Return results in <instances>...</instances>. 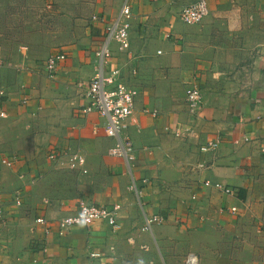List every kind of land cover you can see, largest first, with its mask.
Here are the masks:
<instances>
[{
  "label": "crops",
  "instance_id": "crops-1",
  "mask_svg": "<svg viewBox=\"0 0 264 264\" xmlns=\"http://www.w3.org/2000/svg\"><path fill=\"white\" fill-rule=\"evenodd\" d=\"M125 1L100 14L118 15ZM128 1L130 50L111 47L112 64L138 92L121 136L133 146L130 163L109 154L117 140L96 112L74 115L89 104L82 84L99 67L103 25L51 53L67 56L54 77L46 70L51 54L33 65L32 49L13 60L0 53V264H185L191 254L199 264H264V0H208V16L194 25L179 14L197 0ZM194 84L204 99L191 123L185 93ZM209 143L216 147L201 151ZM11 155L18 160L8 168L1 158ZM82 200L120 204L117 226L96 221L59 235L58 220ZM153 216L163 221L144 230ZM39 217L52 227L47 237ZM43 237L47 253L31 245Z\"/></svg>",
  "mask_w": 264,
  "mask_h": 264
},
{
  "label": "built area",
  "instance_id": "built-area-1",
  "mask_svg": "<svg viewBox=\"0 0 264 264\" xmlns=\"http://www.w3.org/2000/svg\"><path fill=\"white\" fill-rule=\"evenodd\" d=\"M209 14L208 0H197L196 2L184 7L179 14L181 21L186 25H194L201 23ZM132 11L129 1L126 0L118 15L109 17L96 14L93 17V22L96 25H103L104 36L103 40L99 41L94 53L99 60V67L96 75L89 81L83 82L82 87L85 89V97L89 100V104L75 109L74 115L79 118H86L91 113L96 112L103 120V128L105 134L109 138H113L116 144L110 148L109 154L115 157L123 158L127 162L134 161L133 146L128 139H122L121 136L127 127V121L132 116L136 109L137 90L132 87L125 79L123 69L118 65H113L114 54L111 44L117 46L119 52L128 53L131 47V20ZM93 24V25H94ZM67 56L64 53L51 54L46 62V70L51 77H54L57 68L61 62L66 60ZM4 65L3 58L0 55V68ZM137 71L131 69L130 76L135 77ZM21 104L26 105L30 100L26 87L22 86ZM186 103L188 113L191 116V123L199 115L203 108V91L202 88L194 84L186 89ZM154 116L158 115V111L152 112ZM1 116H5L2 112ZM98 127V125H97ZM165 130L175 137L183 135V129L180 126H166ZM247 140V139H246ZM216 147V143H209L207 146H202L201 151L207 152ZM57 152L49 154L50 158H55ZM77 161H82L77 155L74 156ZM18 160L17 155H11L1 158V163L8 168H13ZM206 185H209L206 182ZM215 187L227 194H234L232 188L226 187L221 183H216ZM132 188H135L133 184ZM137 192V191H136ZM16 203L22 204L20 193L15 194ZM121 210L120 204L112 206L92 205L84 200L80 201L75 214L66 216L58 220L56 231L59 235L66 234L75 226H90L96 221H102L115 228L117 226L118 214ZM233 213L238 212V208H232ZM163 219L158 216L146 218L144 230L150 231L153 224L161 223ZM37 222L45 224L44 236H48L52 227L47 225L44 218H37ZM2 223V215L0 212V224ZM46 237L36 238L32 241L33 249L38 252L47 253ZM91 259L101 260L102 255L98 252L90 253ZM185 264H199V259L196 255H189Z\"/></svg>",
  "mask_w": 264,
  "mask_h": 264
},
{
  "label": "rangeland",
  "instance_id": "rangeland-1",
  "mask_svg": "<svg viewBox=\"0 0 264 264\" xmlns=\"http://www.w3.org/2000/svg\"><path fill=\"white\" fill-rule=\"evenodd\" d=\"M119 3L120 0H0V53L13 60L29 56L32 49L38 56L33 65H43L65 43H82L101 7L114 8Z\"/></svg>",
  "mask_w": 264,
  "mask_h": 264
}]
</instances>
